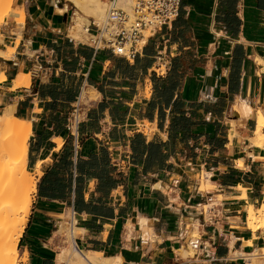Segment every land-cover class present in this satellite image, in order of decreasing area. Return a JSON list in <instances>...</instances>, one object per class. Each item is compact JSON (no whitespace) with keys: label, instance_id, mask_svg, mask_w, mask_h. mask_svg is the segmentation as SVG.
I'll use <instances>...</instances> for the list:
<instances>
[{"label":"crops","instance_id":"obj_1","mask_svg":"<svg viewBox=\"0 0 264 264\" xmlns=\"http://www.w3.org/2000/svg\"><path fill=\"white\" fill-rule=\"evenodd\" d=\"M59 1L17 0L23 22L0 24V114L30 123L36 184L19 264H57L72 211L68 235L98 264H259L262 230L247 216L264 198V149L250 141L264 113V0H181L134 60L72 37Z\"/></svg>","mask_w":264,"mask_h":264},{"label":"bare ground","instance_id":"obj_2","mask_svg":"<svg viewBox=\"0 0 264 264\" xmlns=\"http://www.w3.org/2000/svg\"><path fill=\"white\" fill-rule=\"evenodd\" d=\"M0 1L5 2L7 12L4 17L6 18L10 13L9 9L13 0ZM62 1L69 2L74 8L73 17L71 19L72 24L69 26V34L76 39H83V28L88 25L91 19H94L96 23L104 19L109 0L106 2L103 0ZM118 5L128 13L131 12V0H118ZM66 8L67 4H64V9ZM23 16L24 12L21 10L16 13V18L18 19L22 20ZM3 79V75H0V80ZM21 82L22 81L18 80L15 83V86H19ZM83 95H85V93H83L82 96ZM235 111L245 118L253 115V108L244 102H241L240 105L238 104V106L235 107ZM30 131V123L15 117L11 108L5 109L0 114L1 264H16L17 243L30 214L32 204L31 194L36 189V184L32 178H30L27 170L26 161L27 142ZM250 141L252 145L264 149V113H257L256 129L254 136L250 138ZM247 224L251 230H262L263 232L262 247L260 249H255L250 256H253L254 258L255 256L264 257V198L262 204L257 209H254L252 206L249 207ZM62 225L63 221L62 224L57 223L58 229L61 230L64 226ZM69 238V246L62 248L56 257L57 264H68L69 262L78 264H98L97 261L100 255L79 252L72 240V232H70Z\"/></svg>","mask_w":264,"mask_h":264},{"label":"built area","instance_id":"obj_3","mask_svg":"<svg viewBox=\"0 0 264 264\" xmlns=\"http://www.w3.org/2000/svg\"><path fill=\"white\" fill-rule=\"evenodd\" d=\"M131 12L118 5V0H109L106 15L96 23L91 19L83 30L89 36L95 50H108L113 55L126 60H134L144 47L147 37L164 26L171 25L180 12L181 0H131ZM158 66L154 70L160 73ZM80 123V105L72 110V126L76 129ZM145 132L146 126L139 125ZM114 166L118 167L115 161ZM74 212L71 213L70 227Z\"/></svg>","mask_w":264,"mask_h":264},{"label":"rangeland","instance_id":"obj_4","mask_svg":"<svg viewBox=\"0 0 264 264\" xmlns=\"http://www.w3.org/2000/svg\"><path fill=\"white\" fill-rule=\"evenodd\" d=\"M16 2H17V0H13L12 1V4H11V7H10V9H9V11H10V13H9V15H8V17H4V15L6 14V12H7V10H6V5H5V2L4 1H0V20L2 21H0V24H3L4 23V21H6V20H10V19H14L16 22H18V23H22L23 22V19L21 20V19H18V18H16V14H15V16H12L11 15V13L12 12H18L20 9H22V8H20V9H16L15 8V4H16ZM68 11H69V16H68V22H70V19H71V16H72V14H73V11H74V8H73V6H71V4L70 3H68ZM82 32V31H81ZM149 35V33H145V37H147ZM85 39H87V36L85 35ZM81 107V106H80ZM256 110H259L260 111V109H258V108H256ZM254 119L256 118V114L254 115V116H252ZM245 121V119H243V118H241V119H239V123H243ZM144 125L146 126V128H145V133H148L149 132V125L147 124V123H144ZM29 175H30V178H32V180L34 181V183H35V179H34V176H33V174H31L30 172H29ZM33 194V193H32ZM32 194H31V199H32ZM62 216H63V218H64V222H65V226H64V229L65 230H63L62 232H60V234H66L67 235V239L69 240V235H68V233H69V230H70V220H71V215H70V213L69 212H66V213H64V214H62ZM262 235H263V232H262ZM262 245H263V240H262ZM258 257H260V256H258ZM262 257V256H261ZM259 264H264V258L262 257V258H260L259 259ZM1 264V263H0ZM16 264H19V262H18V259H17V255H16Z\"/></svg>","mask_w":264,"mask_h":264}]
</instances>
